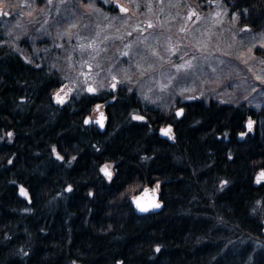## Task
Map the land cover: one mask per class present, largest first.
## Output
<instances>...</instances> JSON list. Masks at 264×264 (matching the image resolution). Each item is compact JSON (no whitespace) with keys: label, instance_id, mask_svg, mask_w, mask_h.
Masks as SVG:
<instances>
[{"label":"trees","instance_id":"trees-1","mask_svg":"<svg viewBox=\"0 0 264 264\" xmlns=\"http://www.w3.org/2000/svg\"><path fill=\"white\" fill-rule=\"evenodd\" d=\"M39 1L37 19L62 28L58 0ZM233 1L264 29V0ZM37 35L0 46V264H264V104L194 98L166 111L125 87L90 92L49 32L32 50ZM96 106L102 132L85 123ZM155 183L163 208L137 215L130 198Z\"/></svg>","mask_w":264,"mask_h":264},{"label":"rangeland","instance_id":"rangeland-1","mask_svg":"<svg viewBox=\"0 0 264 264\" xmlns=\"http://www.w3.org/2000/svg\"><path fill=\"white\" fill-rule=\"evenodd\" d=\"M114 3L116 12L108 8L110 0H58L50 14L59 16L52 22L61 21L62 28H52L36 17L45 10L39 0H0V46L37 32L31 48L39 53L49 32L61 49L55 59L71 68V82L90 92L125 87L143 108L167 111L194 98L264 104V29H242L234 17L245 10L231 0ZM259 245L264 250V242Z\"/></svg>","mask_w":264,"mask_h":264},{"label":"water","instance_id":"water-1","mask_svg":"<svg viewBox=\"0 0 264 264\" xmlns=\"http://www.w3.org/2000/svg\"><path fill=\"white\" fill-rule=\"evenodd\" d=\"M54 97H55V95H53V98ZM58 99L61 100L62 97L58 95ZM95 108H96V110H98L96 117L93 118L92 120H90L89 118H87L86 120L89 121L88 123H90V122L95 123L96 120L101 118L100 114L103 113V119L101 120V123H102L103 126L101 127V124L95 123L97 129L100 132H102L107 127V121H108L107 114H106V112L103 109L99 110V106H96ZM249 122H251V127L255 125L254 121L249 120L245 124V127H246L248 132L251 131V130H249ZM163 129H171V127L170 126H166V127L161 128L160 129V133H159V137L169 141L170 143H173L172 134L169 133V135H167V136L163 135L162 134V130ZM108 171L111 173V176H112V171L109 170V168H108ZM102 173L104 174L103 171H102ZM259 173L257 174V176L259 175ZM107 178L109 179L108 176H107ZM157 185H159V184L155 183L151 188L150 187H145V188H143V190L140 193L135 194V195H133L130 198V201H131V204L133 206V209L135 210V212L137 214L143 215V214H146L148 212L157 213L163 208V202L160 200L159 187L156 188ZM69 189H70V187L67 188V190H69ZM145 190H147V192H148V195H146V196L144 195ZM155 204H159V207H154ZM141 207L147 208L148 210L147 211H141ZM262 234L264 235V227L262 229Z\"/></svg>","mask_w":264,"mask_h":264},{"label":"snow or ice","instance_id":"snow-or-ice-1","mask_svg":"<svg viewBox=\"0 0 264 264\" xmlns=\"http://www.w3.org/2000/svg\"><path fill=\"white\" fill-rule=\"evenodd\" d=\"M3 14H7V13H3ZM89 91H92V89L90 88V89H88ZM58 102H62V101H59L58 100ZM101 115V118L100 119H98V120H96L95 121V123H98V124H101V127L103 126L102 125V123H101V120L103 119V113H101L100 114ZM177 115H180V113L178 112L177 113ZM134 119H143V117H133ZM89 121H85V123H88ZM249 130H251V122H249ZM171 132V129H163L162 130V134L163 135H169V133ZM9 136L11 135V133H9L8 134ZM53 151H55V149H53ZM57 159H61V157L58 155L57 156ZM102 171L104 172V174L106 175V176H108L109 177V179L111 178V173L108 171V165H105L103 168H102ZM262 181H264V171H261L260 173H259V175L256 177V183L257 184H259V183H261ZM159 187V185H157L156 186V188H158ZM71 189H69V191H70ZM21 194L22 195H27V193L23 190V189H21ZM144 195L146 196V195H148V192H147V190H145V192H144ZM139 206V205H138ZM154 207H159V204H155L154 205ZM148 209L147 208H144V207H141V211H147ZM157 251H159V249H157Z\"/></svg>","mask_w":264,"mask_h":264},{"label":"bare ground","instance_id":"bare-ground-1","mask_svg":"<svg viewBox=\"0 0 264 264\" xmlns=\"http://www.w3.org/2000/svg\"><path fill=\"white\" fill-rule=\"evenodd\" d=\"M159 133H160V131H159ZM136 213V212H135ZM137 214V213H136ZM137 215H139V214H137Z\"/></svg>","mask_w":264,"mask_h":264}]
</instances>
